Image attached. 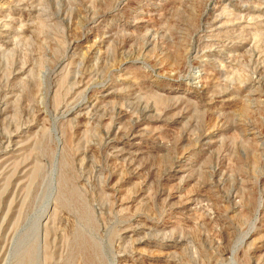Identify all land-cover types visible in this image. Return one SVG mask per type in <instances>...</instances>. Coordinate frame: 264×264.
<instances>
[{
	"label": "rangeland",
	"instance_id": "rangeland-1",
	"mask_svg": "<svg viewBox=\"0 0 264 264\" xmlns=\"http://www.w3.org/2000/svg\"><path fill=\"white\" fill-rule=\"evenodd\" d=\"M0 264H264V0H0Z\"/></svg>",
	"mask_w": 264,
	"mask_h": 264
},
{
	"label": "bare ground",
	"instance_id": "bare-ground-1",
	"mask_svg": "<svg viewBox=\"0 0 264 264\" xmlns=\"http://www.w3.org/2000/svg\"><path fill=\"white\" fill-rule=\"evenodd\" d=\"M200 77V76H199Z\"/></svg>",
	"mask_w": 264,
	"mask_h": 264
}]
</instances>
